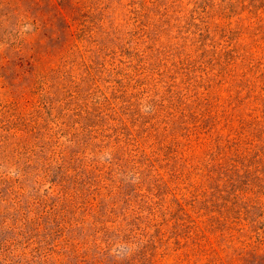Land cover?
Masks as SVG:
<instances>
[{
    "label": "rangeland",
    "instance_id": "1",
    "mask_svg": "<svg viewBox=\"0 0 264 264\" xmlns=\"http://www.w3.org/2000/svg\"><path fill=\"white\" fill-rule=\"evenodd\" d=\"M0 264H264V0H0Z\"/></svg>",
    "mask_w": 264,
    "mask_h": 264
}]
</instances>
